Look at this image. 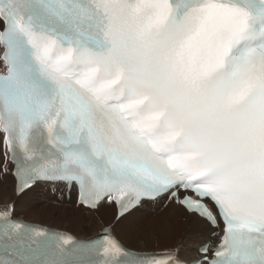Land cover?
<instances>
[{
  "label": "snow or ice",
  "instance_id": "obj_1",
  "mask_svg": "<svg viewBox=\"0 0 264 264\" xmlns=\"http://www.w3.org/2000/svg\"><path fill=\"white\" fill-rule=\"evenodd\" d=\"M210 230L194 264H264V0H0V175ZM0 264H183L0 211Z\"/></svg>",
  "mask_w": 264,
  "mask_h": 264
},
{
  "label": "bare ground",
  "instance_id": "obj_2",
  "mask_svg": "<svg viewBox=\"0 0 264 264\" xmlns=\"http://www.w3.org/2000/svg\"><path fill=\"white\" fill-rule=\"evenodd\" d=\"M61 187L58 185L56 191L52 185L42 184L39 189L32 188L17 195L15 178L5 174L0 176V210L11 206L12 215L18 219L65 230L81 238L98 236L107 229L128 247L143 251L177 250V255L189 262L199 257L200 246L212 239L210 230L180 206L170 204L161 210L162 204L147 202L116 221L113 205L102 203L96 211L86 209L76 205L75 193L74 199L67 200ZM37 190L42 192L41 195ZM52 202H56L58 207L49 205ZM65 204L73 209L62 208ZM112 210L114 216L107 223ZM151 210H154L152 215L148 213ZM151 245L167 247L151 250L148 248Z\"/></svg>",
  "mask_w": 264,
  "mask_h": 264
},
{
  "label": "rangeland",
  "instance_id": "obj_3",
  "mask_svg": "<svg viewBox=\"0 0 264 264\" xmlns=\"http://www.w3.org/2000/svg\"><path fill=\"white\" fill-rule=\"evenodd\" d=\"M1 177L3 176V175H0ZM38 195V194H37ZM57 195V194H56ZM39 196V195H38ZM42 198V197H41ZM59 196L57 197V201H59ZM49 205H51L52 207L53 206H55V207H58V206H56V202H52L51 204H49ZM60 206V205H59ZM62 208H64V209H67V210H69V211H71L73 208H69L66 204L65 205H62ZM161 210H163L162 208H161ZM154 210H151V211H149L148 213L149 214H151L152 215V212H153ZM113 216H114V210H112V212H111V215H110V217L106 220L107 221V223L108 222H110L111 220H112V218H113ZM148 217H149V219L151 218V216L150 215H148ZM156 219V218H155ZM182 227V225L179 227V231H180V228ZM180 233V232H179ZM179 235V234H178ZM176 242V240L174 241V243ZM130 244V243H129ZM130 245H133V244H130ZM164 248V247H167V245H165V246H163V245H158V246H155V245H151V246H149L148 248L149 249H151V250H154V249H158V248ZM137 248H140V247H137Z\"/></svg>",
  "mask_w": 264,
  "mask_h": 264
}]
</instances>
